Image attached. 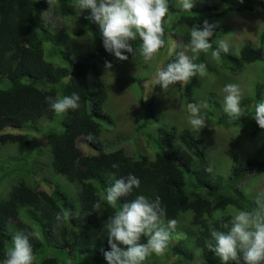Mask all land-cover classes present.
Masks as SVG:
<instances>
[{
    "label": "trees",
    "instance_id": "1",
    "mask_svg": "<svg viewBox=\"0 0 264 264\" xmlns=\"http://www.w3.org/2000/svg\"><path fill=\"white\" fill-rule=\"evenodd\" d=\"M174 2L168 0L169 11L163 22L165 43L159 52L167 44V35L190 44L191 30L205 19L213 23V16L231 12H264V0L194 1L191 11H182ZM76 3L77 0H0V79L9 82L6 88H0V151L3 145L12 143L18 152L11 157L13 166L5 172L3 164L0 165V173L21 174L9 189L0 190V264L12 246L13 236L20 230L38 233V238L31 240L33 264L106 263L103 252L110 248L104 225L119 204L114 209L105 201L102 213H97L93 211V203L106 195L114 179L126 178L129 173L139 178L140 186L128 197H120L118 203L130 202L138 195L149 199L159 196L166 208L165 223L169 219L178 222L164 255L152 254L145 264H219L205 246L210 239L209 225L219 227L218 218L227 221L238 210H253L258 195L246 191V185L240 182L264 172V129L251 116L255 105L264 102V28L259 45L245 43L238 54L230 49L215 58L212 52L222 37L215 22L213 47L200 52L194 61L203 63L206 71L221 67L231 75L239 73L247 63H262L263 78L254 80L252 90L243 95L244 115L239 120H230L224 113L223 102L215 91L207 95L211 108L200 110V115L216 125L236 129L239 137L258 138L260 142L250 157L222 173L210 160L206 131L192 132L190 127L179 128L163 122L155 95H143L147 76L131 78L130 83V87L138 86L135 90L142 118L136 129L143 136L147 151L135 145L128 152L124 146H114L101 138L107 130L103 123L114 127L111 114L105 112L109 96L103 81L105 61L112 65L118 59L105 51L99 26L89 18L90 10H77ZM45 12L53 14L54 22L44 19ZM77 36L91 38L82 50L73 46ZM131 43L140 55L139 38ZM177 48L163 67L176 58L180 52ZM126 55L127 65L140 64L135 55ZM198 76L187 85L176 84L168 89L153 85V89L162 93L174 88L183 101L197 104L194 93ZM72 93L79 94L80 107L63 113L60 122L53 120L45 133L43 155L50 183L40 188L38 180H34L35 173L28 174L39 161L38 142L28 133L5 129L40 132L42 119L47 120L44 122L47 126L56 114L50 110L45 96L63 98ZM80 137L85 140L86 150L77 142ZM114 163L118 168L112 167ZM209 166L212 173L205 172ZM64 212H70L71 218L56 229L55 215Z\"/></svg>",
    "mask_w": 264,
    "mask_h": 264
},
{
    "label": "clouds",
    "instance_id": "2",
    "mask_svg": "<svg viewBox=\"0 0 264 264\" xmlns=\"http://www.w3.org/2000/svg\"><path fill=\"white\" fill-rule=\"evenodd\" d=\"M74 7L77 10H90L89 18L99 26L105 51L120 61L128 59L126 53L132 56L136 54L137 49L131 42L138 38L141 42L139 52L146 63L152 61L164 47L163 22L169 11L168 0H77ZM179 7L182 11H191L194 0H179ZM216 27L215 22L209 23L207 19L202 22V25L193 27L190 32V44L186 46V51L177 53L172 62L157 71L153 85L168 89L177 83L187 85L197 75L203 77L206 74V66L194 61L200 52H207L213 47L211 38L215 34ZM189 50L193 55L186 54ZM229 51V43L220 40L212 55L219 58ZM111 67V62L105 61V69L110 70ZM223 92L225 93L224 113L230 120H239L244 115L241 109L243 93L240 86L234 83L227 84ZM80 99L78 93H72L63 98L45 96L50 110L56 114L77 110L80 107ZM202 107L206 106L189 105L191 118L188 124L192 132H199L206 126V118L200 115ZM251 116L257 125L264 129V102L255 105ZM22 130L25 129H20ZM81 138H78L77 142ZM88 139H92L91 135ZM81 148L86 150L85 145ZM39 149L37 157L44 150V146H39ZM44 161L46 158L42 154L39 161L34 163L30 174L35 164L38 165V162ZM112 167L118 168V164L114 163ZM205 172L212 173V167L205 168ZM139 186V178L129 173L126 178L114 179V182L107 187L106 195L93 203V211L97 213H102V203L105 201L114 209L119 204L118 210L109 215L104 225L110 248L103 252L106 264H145L152 254L164 255L177 227L178 222L175 219H169L165 223L166 208L162 206L159 196L149 199L144 195H138L130 202L118 203L120 197H128ZM70 218V212L57 213L54 227L61 228ZM218 220L219 227L214 224L209 225L210 239L205 246L218 258L219 264H241V262L242 264H264V193L257 196L256 207L253 210H238L229 220L225 221L221 218ZM34 238H38V233L34 230L17 231L12 238L11 248L5 252L2 264H33L35 256L31 240ZM142 238L145 239L143 243Z\"/></svg>",
    "mask_w": 264,
    "mask_h": 264
},
{
    "label": "rangeland",
    "instance_id": "3",
    "mask_svg": "<svg viewBox=\"0 0 264 264\" xmlns=\"http://www.w3.org/2000/svg\"><path fill=\"white\" fill-rule=\"evenodd\" d=\"M179 5V0H175ZM197 3L204 2H217L219 0H194ZM44 19L54 22V16L51 12L44 13ZM214 21L219 25L222 37L220 40L227 41L230 45V49L235 54H238L239 48L245 43L251 45H259V35L264 28V12L257 11H237L231 12L223 16L214 17ZM90 37L77 36L73 40V46L78 49H83ZM93 40V39H92ZM219 40V41H220ZM217 40V42H219ZM218 44V43H217ZM189 44L180 42L179 38L172 35H167V44L165 48L156 54L154 59L150 62H145L143 57L139 54L135 56L140 61L138 65H127V60H116L110 70H105L103 75V81L105 82L109 96L106 104L105 112L111 114L114 127L106 126L107 130L103 132L102 139L112 142L114 146H124L128 152L134 150L135 145H138L141 150L147 151L143 145V136L137 134L136 126L140 123L142 118V110L139 107L137 98L138 86H131V78L136 79L137 76H147V79L143 81L144 96L155 95V104L158 112L163 116L162 120L167 125H176L177 127H190L188 124L191 118V112L189 105L194 103H188L179 98V92L173 88L174 91L164 90L162 93L154 91L153 80L157 71L164 66L166 59L176 50L177 47L181 51H186V46ZM178 49V48H177ZM186 54L190 56L191 51H187ZM262 63L260 61L247 63L243 66L242 70L236 75H231L227 69L218 67L211 71H206L203 77L198 76L195 87L194 97L195 102L198 105H205L203 109H210L211 104L208 102V96H211L210 92L215 91L217 97L223 102L225 93L223 88L225 85L234 83L238 84L242 90L243 95L247 94L254 87V80L263 78ZM9 82L6 78L0 79V88H6ZM179 84V83H177ZM181 85V84H179ZM134 90V91H133ZM168 97V99H166ZM202 116V115H201ZM63 114H55L52 122H48L45 126L46 119H42L40 122L41 131L37 133L34 130H22L6 128L5 130L12 133H29L33 135L38 142L39 146L43 147L45 143V135L49 125L53 124V120L61 121ZM206 126L201 130L207 132L206 145L210 150V160L213 162L218 172L223 171L226 173L230 171L231 165L237 162H243L251 156L253 151L259 146L260 142L258 138H241L237 135L236 129L224 128L216 125L211 119H206ZM59 125V123H58ZM152 125H157L153 123ZM78 144L81 147L86 145L84 139H79ZM117 144V145H116ZM17 148L15 144L9 143L3 145L0 151V165L3 164V168L8 170L13 166L11 157L17 155ZM43 154V151L39 156ZM8 157V158H6ZM229 166V167H228ZM49 168L45 165V162H38V165L31 171L35 173L34 180H38L40 188L47 187L50 183L49 180ZM0 173V190L2 191L16 182L21 174L17 173L5 174ZM5 174V175H4ZM32 177V176H31ZM246 185V191H254L259 196L264 193V172L254 174L245 178L242 182ZM51 250L47 255H50ZM94 261V260H91ZM102 263V262H100ZM102 264H106L103 262Z\"/></svg>",
    "mask_w": 264,
    "mask_h": 264
}]
</instances>
